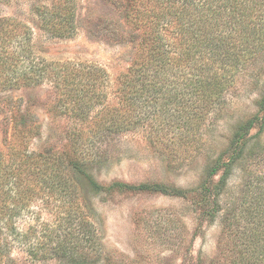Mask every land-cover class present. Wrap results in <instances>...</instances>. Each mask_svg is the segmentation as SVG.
I'll return each mask as SVG.
<instances>
[{
	"label": "trees",
	"instance_id": "16d2710c",
	"mask_svg": "<svg viewBox=\"0 0 264 264\" xmlns=\"http://www.w3.org/2000/svg\"><path fill=\"white\" fill-rule=\"evenodd\" d=\"M127 2L128 21L144 33L136 59L118 79L116 105L107 102L109 74L104 67L49 62L37 53L30 26L10 16L0 18V92L52 81L54 110L91 128L69 131L72 154H60L56 160L35 152L20 157L19 149L28 146L40 126L29 125L26 115L19 114L8 145L19 159L6 160L1 150L0 264H19L17 244L34 260L78 256L74 261L82 263V243L95 248L99 228L97 221L91 222V203L74 200L106 188L88 170L90 160L83 148L96 147L111 134L138 129H144L151 141L168 144L178 138L192 146L202 141L208 119L227 106V93L237 76L251 69L258 78L264 76V0ZM37 14L41 28L53 36L76 33L72 0L38 6ZM252 130L258 135L264 131V86L256 111L234 125L226 148L202 173L198 191L212 217L220 194L212 179L219 175L220 185L227 182L255 136ZM98 156V151L91 152V162ZM107 188L164 190L159 183L136 186L117 181ZM44 197L64 206L65 216L50 221L34 217L36 222L21 230L16 220L34 199ZM241 197L233 217L238 233L233 264H258L264 262V172L251 173Z\"/></svg>",
	"mask_w": 264,
	"mask_h": 264
},
{
	"label": "rangeland",
	"instance_id": "374dc122",
	"mask_svg": "<svg viewBox=\"0 0 264 264\" xmlns=\"http://www.w3.org/2000/svg\"><path fill=\"white\" fill-rule=\"evenodd\" d=\"M56 1L0 0V18L10 16L30 26L37 53L49 62L104 67L109 74L107 102L116 105L118 79L136 59L144 33L128 21L127 0H72L77 30L67 38L41 28L37 7L53 6ZM255 72L251 69L236 77L227 93V106L208 119L200 134L202 141L197 144L187 147L178 138L168 144L151 141L144 129H138L111 134L98 146L83 148L90 160L88 170L106 187L100 193H82L74 200L91 203V222L97 221L99 228L95 248L83 242L79 252L85 259L77 263L74 260H79L78 256L34 260L17 244L19 264H233L238 251L233 217L240 208L248 177L252 172H264V131L259 135L251 131L255 136L225 184H219V175L212 179L220 188L214 217L205 212L198 185L204 168L226 148L234 125L256 111L264 74L258 78ZM55 100L49 80L0 92V159L1 150L6 160L19 159L8 145L20 113L26 115L29 125L40 126L28 146L19 149L20 157L35 152L56 160L60 154H72L69 131L91 128L56 112ZM93 151L99 156L91 162ZM114 181L136 186L159 183L164 190L108 189ZM59 204L47 197L34 199L30 209L16 220L17 226L26 230L36 222L34 217L50 221L65 216L66 209Z\"/></svg>",
	"mask_w": 264,
	"mask_h": 264
}]
</instances>
